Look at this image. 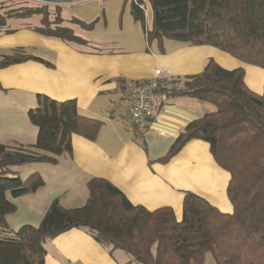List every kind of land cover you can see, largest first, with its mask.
Here are the masks:
<instances>
[{
  "label": "trees",
  "instance_id": "trees-1",
  "mask_svg": "<svg viewBox=\"0 0 264 264\" xmlns=\"http://www.w3.org/2000/svg\"><path fill=\"white\" fill-rule=\"evenodd\" d=\"M17 1L21 6L5 11L4 0H0V34L13 33L8 21L15 20L48 39L88 44L64 26L69 21L61 16L62 7ZM147 2L150 28L139 3L133 0L130 5L131 17L140 23L147 45L163 49L164 41L171 40L208 46L264 70V0ZM25 3L33 7L24 9ZM70 22L84 30L93 26V22L77 19ZM26 61L45 63L15 49L0 59V69ZM244 76L242 68L226 70L210 58L199 74L174 80L183 81L181 85L173 82L167 86L173 80H156L159 87L151 94L152 98L188 97L214 106L213 112L189 122L157 161L169 162L192 140L206 143L216 166L229 175L226 196L231 213H222L204 198L187 192L177 221L170 207L149 211L134 206L108 181L91 178L82 206L64 208L53 200L37 226L22 225L10 231L6 219L16 212V205L6 195L18 199L44 186L38 173L21 179L12 169L30 163L56 164L59 156L71 153L72 135L94 141L103 125L81 115L75 100L60 102L37 95L35 108L26 112L36 128L34 143L0 145V264H44L46 240L72 229L124 252L133 264H204L205 253L211 254L215 264H264V83L262 93L256 94L245 85ZM133 128L143 141L144 134Z\"/></svg>",
  "mask_w": 264,
  "mask_h": 264
},
{
  "label": "crops",
  "instance_id": "crops-1",
  "mask_svg": "<svg viewBox=\"0 0 264 264\" xmlns=\"http://www.w3.org/2000/svg\"><path fill=\"white\" fill-rule=\"evenodd\" d=\"M8 28L14 32L0 34V50L42 46L50 58L32 56L52 66L26 61L0 69V145L34 143L36 131L27 125L24 116L36 104L37 95L60 102L75 100L81 115L103 122L94 141L72 135L71 153L59 156L56 164H31L28 175L38 173L44 186L12 200L16 205L14 214L22 210L26 218L7 216L10 231H15L13 223L20 226L36 223L31 222L33 219L40 222L53 200L64 208L82 206L87 198L85 186L91 178L108 181L134 206L149 211L170 207L177 221L181 220L182 199L187 192L204 198L222 213L232 212L226 196L229 175L216 166L206 143L192 140L169 162L157 161L189 122L213 112L214 106L188 97L167 99L155 95L151 100L153 120L143 141L135 135L129 107L136 84L199 74L210 58L226 70L242 68L245 85L256 94L263 91L264 70L208 46L166 40L160 49L145 41L137 50L113 52L103 48L97 38L86 40L78 35L88 42L80 46L42 37L21 23ZM9 92L12 97H8ZM23 167L12 170L21 177ZM44 248V264L130 263L122 251L98 244L79 229L46 240Z\"/></svg>",
  "mask_w": 264,
  "mask_h": 264
},
{
  "label": "rangeland",
  "instance_id": "rangeland-1",
  "mask_svg": "<svg viewBox=\"0 0 264 264\" xmlns=\"http://www.w3.org/2000/svg\"><path fill=\"white\" fill-rule=\"evenodd\" d=\"M132 1L133 0H90L89 2L86 3L62 7L61 16L69 21V22H65L64 26L71 28L76 35H79L85 38L86 40H94L96 38L101 40V42L103 43V48L105 49L112 50L113 52H127L129 50H137L140 48V42L145 44V37H143L144 32L142 30L140 23L137 24L136 22L133 21L131 17L130 5ZM136 2L139 3V5L144 11L146 27L150 28L151 13L149 10L147 0H136ZM16 3H20V2L18 1L15 2V0H4L3 7L5 11H8L7 9H15V7L21 6V4L16 5ZM23 5H24L23 6L24 9H26L27 7H33L31 6L32 4L30 3H25ZM49 18L50 20H53V15H51V17L48 15V19ZM72 19L85 20L86 22L89 20L90 23L93 22L92 29L84 30L81 27V25H77L73 22H70ZM18 24L19 21H15V20L8 21V25L10 28L17 27ZM15 49H22V51L25 54H31L35 56L42 54L41 56H44L46 59L50 58V55L46 53L47 51L44 48H42V46L41 47L22 46L19 48H12L9 51L0 50V59L3 56L12 53L13 50ZM173 82L177 83V85H181L183 81H174V80L172 82L168 81L167 86L171 85V83ZM12 95L13 93L9 92L8 97H12ZM22 96L24 97V99L26 98L25 94H22ZM29 97L32 98L31 95H29ZM34 101H35V95H34ZM35 105L36 104L34 103V105L29 109L35 108ZM29 109H27V111ZM16 110L19 111V107H17ZM26 112L24 117L26 118L25 121L27 125H30V127H32L36 131V128L33 125H31L30 122L27 120ZM26 140H28V137H26ZM31 164L33 163L27 164L28 166L24 165L23 168H20L22 169L20 170L21 179H25L28 176L27 169L28 168L30 169L32 167ZM6 198L10 202L13 200L10 194H7ZM14 215L16 219L26 218V215L22 212V210H20V212ZM31 222H36V223H25L22 225L37 226L39 224L38 219H33V221ZM18 224L19 223L14 225L13 223V228H15V230H17L20 226H22V225L19 226ZM121 253H122L121 255L127 257L130 263L133 264L129 256H127L123 252ZM204 264H215L214 259L212 258L210 253L204 254Z\"/></svg>",
  "mask_w": 264,
  "mask_h": 264
},
{
  "label": "built area",
  "instance_id": "built-area-1",
  "mask_svg": "<svg viewBox=\"0 0 264 264\" xmlns=\"http://www.w3.org/2000/svg\"><path fill=\"white\" fill-rule=\"evenodd\" d=\"M34 2L46 4L50 6H60L67 7L76 4H82L89 2L90 0H74V1H65V0H33ZM139 8L141 6L139 5ZM143 10V9H142ZM144 12V11H143ZM159 72H156L158 74ZM159 85L156 80L148 81L139 84L133 91L132 102L129 107V117L132 125L136 127L138 133L146 134V125H148L149 120L153 118L152 111V91L158 89Z\"/></svg>",
  "mask_w": 264,
  "mask_h": 264
}]
</instances>
